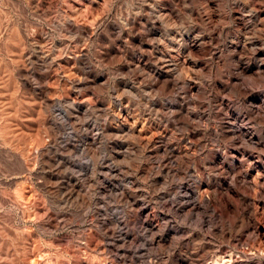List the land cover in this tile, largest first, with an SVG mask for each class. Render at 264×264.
<instances>
[{
	"label": "rangeland",
	"instance_id": "374dc122",
	"mask_svg": "<svg viewBox=\"0 0 264 264\" xmlns=\"http://www.w3.org/2000/svg\"><path fill=\"white\" fill-rule=\"evenodd\" d=\"M0 264H264V0H0Z\"/></svg>",
	"mask_w": 264,
	"mask_h": 264
},
{
	"label": "bare ground",
	"instance_id": "6f19581e",
	"mask_svg": "<svg viewBox=\"0 0 264 264\" xmlns=\"http://www.w3.org/2000/svg\"><path fill=\"white\" fill-rule=\"evenodd\" d=\"M223 260H224V259H223ZM216 262H217V261H216ZM218 262H219V260H218ZM218 262H217V263H218ZM223 262H225V260H224ZM226 262H227V261H226Z\"/></svg>",
	"mask_w": 264,
	"mask_h": 264
}]
</instances>
